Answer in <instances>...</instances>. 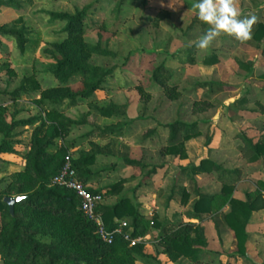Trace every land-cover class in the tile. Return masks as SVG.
I'll return each mask as SVG.
<instances>
[{"label":"rangeland","instance_id":"obj_1","mask_svg":"<svg viewBox=\"0 0 264 264\" xmlns=\"http://www.w3.org/2000/svg\"><path fill=\"white\" fill-rule=\"evenodd\" d=\"M117 1L28 0L19 9H0V24L21 18L30 29L23 54L17 53L10 40L3 39L0 45V66L7 63L10 69L0 71V105L6 108V119L44 117L42 106L37 101L43 91L60 86L50 73L44 71V67L53 61L48 52L52 44L63 39L58 34L61 23L50 22L43 11L74 12L87 6L84 40L90 43L100 40L102 45L117 53L115 58L90 57L91 64L113 69L112 75L104 79L101 89L94 93L92 102L98 105L109 102L124 104L125 114L113 119L89 113L85 117L89 124L71 126L59 143L72 141L67 152L69 158H74L79 149L89 148L90 140L83 135L93 126L102 128L120 121L129 129L114 138V154L105 156L102 177L91 186L100 188L122 178L128 179L118 194L103 199V203L113 204L119 197L127 196L144 215L147 234L143 235L145 239L141 243L148 257L135 260V264H264V209L253 212L247 223L246 256L237 255L236 239L230 228L220 222L217 223L218 228L215 227L218 215L207 214L201 220H190L187 216L197 193L214 194L221 189L222 183L215 171L191 175V166L202 158H215L227 168L240 167L241 178L232 192L234 197L245 198L247 191L258 188L259 180L264 181V159L253 165L238 150V145L242 144L238 134L243 127H247L248 135L255 137L264 119V111L261 112L264 107V39L241 43L232 36L221 35L210 50L197 49L195 64L183 65L172 58V53L194 44L208 27L197 18L191 7L195 0H124L119 9ZM235 4L243 16L254 15L257 22H264V0H235ZM211 54L218 55V63L204 65L202 59ZM239 61H251L252 64L245 67ZM162 62L175 69L180 79L178 94L174 98H170L151 79L153 69ZM26 77L30 85L35 82L37 88H30L13 101L9 92L19 87ZM201 81H220L227 86L215 95L219 104L198 113L192 109L193 103L205 92L197 85ZM63 85H69L76 91L83 83L75 77ZM242 95L250 97L248 107L257 113L237 120L239 112L231 102ZM87 101L86 98H78L74 104L68 105L65 101L60 111L67 118H79L89 110ZM175 119L200 125L201 134L185 142L183 157L164 152L168 138L166 124ZM39 123L15 128L16 138L20 140L16 145L18 151L27 150L32 131ZM207 133L213 136L209 144H206ZM94 140L100 145L108 141L102 138ZM122 154L138 160L145 168L126 165L120 158ZM24 164L25 160L19 155H0V191L7 185L10 174L21 170ZM153 167L156 171L148 174ZM183 190L188 194L185 202ZM227 208L226 205L221 211H227ZM124 220L128 222L129 219ZM181 222L199 223L204 228L207 243L199 262L185 257L171 259L159 240L162 224ZM0 264H3L1 258Z\"/></svg>","mask_w":264,"mask_h":264},{"label":"trees","instance_id":"obj_2","mask_svg":"<svg viewBox=\"0 0 264 264\" xmlns=\"http://www.w3.org/2000/svg\"><path fill=\"white\" fill-rule=\"evenodd\" d=\"M28 0H0V9L9 7L19 9L23 2ZM124 0L117 1L119 9ZM88 7L76 9L74 12L44 10L48 20L52 23H61L58 34L63 37L59 42L52 44L48 52L53 61L44 67L60 86L49 88L42 92L38 104L42 106L44 117L32 116L27 119L7 120L6 108L0 105V155L11 153L21 156L25 160L21 170L10 174L5 188L0 191V258L3 264H135V260H144L148 255L144 251L143 243L129 246L120 236H116L112 243L103 242L95 224L88 220L80 209L79 199L70 189L52 185V177L59 171L62 164L69 158L67 149L72 141L60 140L69 132L71 126L89 124L85 117L92 113L103 118H119L125 114V105L109 102L98 105L92 102L94 93L101 89L104 79L112 75L113 69H104L93 65L89 59L92 55L108 58L117 57V53L102 45L98 40L90 43L84 40V22ZM30 29L21 18L10 23L0 24V45L3 39L13 42L17 53L25 52L28 42L27 34ZM252 40L260 42L264 39V22H257L252 29ZM195 43L172 53V58L183 65L196 63ZM264 54V48L262 50ZM218 55L211 54L202 59L207 66L218 63ZM239 63L250 67L251 61ZM10 70L7 63L0 66V71ZM176 70L160 63L151 74L152 81L161 86L170 98L176 97L180 84ZM79 77L83 83L81 89L72 90L68 83L71 79ZM29 78H23L19 87L9 92L10 98L15 101L21 93L37 88L35 82L30 85ZM63 85V86H62ZM197 85L205 90L202 98L193 103V111L205 112L210 107L219 104L215 95L225 89V82L201 81ZM78 98H86L89 110L81 117L71 119L65 117L60 111L65 101L74 104ZM249 99L242 95L235 99L233 106L239 115L248 107ZM40 123L33 129L28 148L24 152L16 149L20 140L16 138L15 128L20 125ZM168 138L164 152L177 157L185 155V142L201 134L198 122L186 123L179 119L166 124ZM127 131L123 123L115 121L102 128L93 126L83 136L89 138V148H81L78 155L70 158L78 178L85 184L95 182L101 176L102 170L92 171L90 166L99 161L101 155H112L114 138ZM95 138L108 139L100 145ZM242 144L238 145L241 156L250 163H261L264 157V121L259 127V134L250 137L246 131L238 134ZM212 135L206 134V144ZM123 162L132 167L145 168L138 160L121 155ZM156 171L153 167L148 171ZM217 173L218 180L222 183L220 192L214 194L197 193L192 203V209L187 211L190 219L201 220L207 214L218 215L217 223H222L230 228L236 239L238 256H246V242L248 233L247 223L253 212L264 209V181H258V188L247 191L245 198L232 196L235 184L241 178V169H226L209 158H202L190 168L191 175L204 172ZM127 178L119 179L109 185L93 188V193H100L103 199H108L118 194ZM187 192L183 190L182 199L185 202ZM4 196L21 199L14 204L13 214L3 201ZM227 205V211L221 208ZM97 211L102 215L105 225L111 229L121 219L128 220V231L131 236L147 234L143 222L144 215L127 196L119 197L113 204L99 203ZM160 242L165 246L171 259L185 257L192 262H199L206 248L204 228L195 222L164 223L159 234ZM226 264V263H222Z\"/></svg>","mask_w":264,"mask_h":264},{"label":"clouds","instance_id":"obj_3","mask_svg":"<svg viewBox=\"0 0 264 264\" xmlns=\"http://www.w3.org/2000/svg\"><path fill=\"white\" fill-rule=\"evenodd\" d=\"M197 18L208 25L195 41L200 50H210L213 42L221 35L234 37L243 43L252 38V29L257 22L256 16H243L235 0H195L192 4Z\"/></svg>","mask_w":264,"mask_h":264},{"label":"built area","instance_id":"obj_4","mask_svg":"<svg viewBox=\"0 0 264 264\" xmlns=\"http://www.w3.org/2000/svg\"><path fill=\"white\" fill-rule=\"evenodd\" d=\"M50 183L74 192L75 196L79 199L81 212L88 220L95 224L97 233L103 242L112 243L116 236H120L129 246H134L145 239L144 236H131L127 229L129 226L128 222L124 219L119 220L111 229L105 225L102 215L97 211L98 204L103 202L102 195L91 192L90 186L78 178L70 158L65 160L59 171L52 177Z\"/></svg>","mask_w":264,"mask_h":264},{"label":"crops","instance_id":"obj_5","mask_svg":"<svg viewBox=\"0 0 264 264\" xmlns=\"http://www.w3.org/2000/svg\"><path fill=\"white\" fill-rule=\"evenodd\" d=\"M215 65V64H214ZM211 66H213V65H211ZM248 97V96H247ZM239 98V97H238ZM237 99V98H236ZM248 99H249V103H250V97H248ZM235 100V99H234ZM233 100V101H234ZM232 101V102H233ZM231 102V103H232ZM249 106V105H248ZM249 109H252V111L251 110H245V111H243L241 114H240V116H237V120L238 119H244V117H248V116H250V115H253L252 113H255L256 112V110L255 109H253V108H251V107H249ZM264 111V107L261 109V112H263ZM257 113V112H256ZM260 113V112H259ZM263 121H264V119H263ZM246 131V134H247V127H243V130L242 131ZM248 135V134H247ZM248 136H250V135H248ZM213 137V136H212ZM250 137H254V136H250ZM211 142V141H210ZM186 144L187 143H185V147H186ZM101 157L103 158V159H101ZM99 158V161L97 162V163H95V164H93V165H91L90 166V169L93 171V170H102V169H105V162H106V157H105V155H101V156H99L98 157ZM207 158H209L210 160H212L213 162H215V163H218V164H220V161H218L217 159H215V158H212V157H207ZM264 159V157L262 158V160ZM104 162V163H103ZM104 164V165H103ZM258 164H260V163H253V165H258ZM221 165V164H220ZM94 166V167H93ZM222 166V165H221ZM222 167H224V166H222ZM224 168H226V169H233V168H227V167H224ZM234 168H237V167H234ZM238 168H240V167H238ZM101 174H103V171L101 172ZM202 174H205V172L204 173H200V174H196V175H202ZM101 177L102 176H100V177H98V179L95 181L96 183L97 182H99L100 181V179H101ZM192 179H194V178H192ZM94 182V183H95ZM93 183V182H92ZM90 187H93V186H91V183H89L88 184ZM107 185H109V184H107ZM103 186H106V185H103ZM103 186H101V187H103ZM183 186H185V185H183ZM94 188V187H93ZM186 190H188V189H186ZM190 219V218H189ZM190 220H193V219H190Z\"/></svg>","mask_w":264,"mask_h":264},{"label":"water","instance_id":"obj_6","mask_svg":"<svg viewBox=\"0 0 264 264\" xmlns=\"http://www.w3.org/2000/svg\"><path fill=\"white\" fill-rule=\"evenodd\" d=\"M21 199V196L17 197H10V196H4L3 201L6 203L9 207V211L11 214H13L14 210V204Z\"/></svg>","mask_w":264,"mask_h":264}]
</instances>
